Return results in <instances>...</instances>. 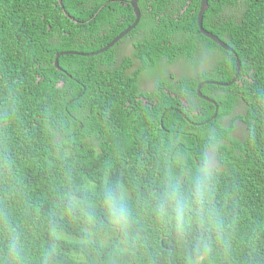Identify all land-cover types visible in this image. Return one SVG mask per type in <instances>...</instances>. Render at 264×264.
<instances>
[{
  "label": "trees",
  "instance_id": "16d2710c",
  "mask_svg": "<svg viewBox=\"0 0 264 264\" xmlns=\"http://www.w3.org/2000/svg\"><path fill=\"white\" fill-rule=\"evenodd\" d=\"M209 2L203 25L241 71L200 31L201 0H140L119 44L61 55L62 71L58 52L97 51L133 23L131 0H63L71 17L58 0H0V264H216L194 240L237 222L221 264H264V0ZM132 38L133 74L118 63ZM178 61L192 72L155 74ZM146 70L154 91L141 86ZM201 81L220 106L209 127L196 125L216 108ZM207 173L209 194L222 178L234 206L254 201L252 219L215 221L207 199L182 227L161 214L175 186L190 195Z\"/></svg>",
  "mask_w": 264,
  "mask_h": 264
},
{
  "label": "clouds",
  "instance_id": "9594fccd",
  "mask_svg": "<svg viewBox=\"0 0 264 264\" xmlns=\"http://www.w3.org/2000/svg\"><path fill=\"white\" fill-rule=\"evenodd\" d=\"M209 4H210V2H209ZM141 14H142V11H141ZM198 15H199V12H198ZM203 19H204V17H203ZM198 24H199V22H198ZM136 27H134L133 29H135ZM203 27H204V25H203ZM199 28H200V26H199ZM124 30H122V31H124ZM157 30H155V32ZM200 31H201V29H200ZM130 32H128L127 34H129ZM209 32H211V31H209ZM211 33H213V32H211ZM118 35H116L114 38H116ZM204 35H206V34H204ZM214 35H216V34H214ZM125 36L120 38L116 43L119 44L121 39H123ZM133 39L134 38H132V40L131 39L129 40V44L125 47L126 49L128 47H130L131 41H133ZM223 49H225V48H223ZM121 50H119V57H121V55H123V57H122L121 60L119 58V60H118L119 64L120 65L128 64L129 65V69H128L127 72L130 71L132 74L135 73L138 70L139 66L141 65V62H139L137 60L136 61L132 60V63L130 64V62L128 60H126V58L129 57V56L131 57L132 54L131 55H126L125 54L126 50H124V51H121ZM225 50H227V49H225ZM105 51H107V50H105ZM105 51H103V52H105ZM228 51H230V50H228ZM92 52H96V51H92ZM103 52H101V53H103ZM231 52L235 53V50L233 49V51H231ZM236 56H237V60L240 61V66H238V63H237L238 71H241V60L239 59L237 54H236ZM188 63H189V68L187 70H185L184 72H181L180 75L190 74L192 72L193 63L190 62V61ZM238 71H237V73H239ZM172 73L175 74V75H178L179 72L176 73V72L172 71V69L170 68L168 70V74H172ZM141 76H145V75L142 73ZM149 77L152 78L155 81V76L153 74H150V71H149ZM207 83L208 82H206V81H201V82L198 83L197 95L200 96L201 98L205 99L206 101H208L210 103H213L216 108H215V111H214L213 115L210 118H208V119H206L204 121H201L200 123H196V125L198 127H205V126L209 127L210 125L213 124V123H211L212 119H216L218 117V114H219L220 106H219L218 102L214 98H212L211 96L205 95L202 92V87L205 84H207ZM211 84H216V85H220V86H230L231 85V83H229V82L219 81V80H211ZM183 101L187 102V99L183 98ZM240 110L241 109H237V111H240ZM193 114H196L198 116V115H200V112L196 110V111L193 112ZM221 124L225 125V126L229 125V124H226V123H221ZM239 124H243V123L241 122ZM238 125L234 126V128H233V130L231 132L232 136L234 134L236 136H241V134L237 133ZM192 128H194V127H192ZM207 149H208L210 162H212L214 167H219L221 165V161H220V159L218 157V148L216 146H209ZM173 167H186V166L176 165V166H173ZM207 175H210V173H207L205 178H203V179L198 178L193 183L190 195H186L185 194L182 186H180V185L175 186L169 192V194H168V202L165 205L164 209H162L161 214L162 215H171L172 213H174V218L177 221L178 226L182 227L185 223H190L191 222L192 213H197V214H202L203 213V211H204L203 205H204V203H205V201L207 199V209L211 210L214 213V215H215L214 220L215 221H223V220H225L227 218H230V217H236V218H240V219H244V220L252 219V211H253L254 201H252L250 203V206H249L248 209H241V208H238V207L234 206V204L231 202V200L229 198L228 191H227V186H226V184H225V182H224V180L222 178H219V179H217L215 181V183L213 185V189H212V191L209 194L208 193V189H207V183H206ZM208 194H209V196H208ZM207 196H208V198H207ZM120 211L122 212L123 209H120ZM242 225L243 224L239 223V222H237L233 226H226V227H219V226L213 225L209 229H205L203 234L199 238L195 239L194 241H199L200 243H202V244H204L206 246H210L212 248H215L217 250L218 257H219V260H218V262L216 264H221L230 255H227L226 253L220 251L219 247L222 246V245L230 244V241H232L233 239H235L237 237L236 235L233 234V230L235 228H237V227L242 226ZM209 261L213 262L212 259H209Z\"/></svg>",
  "mask_w": 264,
  "mask_h": 264
},
{
  "label": "water",
  "instance_id": "95a60500",
  "mask_svg": "<svg viewBox=\"0 0 264 264\" xmlns=\"http://www.w3.org/2000/svg\"><path fill=\"white\" fill-rule=\"evenodd\" d=\"M139 1L140 0H131V5L134 8V13L136 15V19L135 21L129 25L124 31H122L116 38H114L110 43H108L105 47L99 49L96 52H89V53H85V52H79V51H62V52H58L56 54V59L54 62V65L59 69L62 70V67L60 66L59 63V57L61 55L64 54H69V53H73V54H77V55H82V56H92L94 54H98L101 53L105 50H108L111 46H113L120 38H122L123 36H125L128 32H130L134 27H136L138 25V23L140 22L141 19V9L139 7ZM58 3L63 7V11L66 13V15H68L69 17L70 14L65 10L64 5H63V0H58ZM209 8V0H201V5H200V11H199V15H198V22H199V26L201 31L206 34L208 37H210L211 39H213L215 42H217L220 46H222L223 48L233 51V49L223 40H221L218 36L214 35L213 33L209 32L208 30H206L203 27V17L205 14V11ZM50 28V27H49ZM238 66H240V61L237 60ZM58 87H63V83L58 84Z\"/></svg>",
  "mask_w": 264,
  "mask_h": 264
},
{
  "label": "rangeland",
  "instance_id": "374dc122",
  "mask_svg": "<svg viewBox=\"0 0 264 264\" xmlns=\"http://www.w3.org/2000/svg\"><path fill=\"white\" fill-rule=\"evenodd\" d=\"M217 1H219V0H217ZM136 39L137 38H134L133 42H135ZM132 47H133V43H131L130 47H128L126 49V52H125L126 55H131L132 54ZM212 53H211V55H212ZM214 57L215 56H211L210 63L214 60ZM188 68H189V65L187 63H185L184 61L183 62L182 61H178V62H176L173 65V67L171 69H172V71L177 73L178 71L179 72H184ZM169 69L170 68L163 69V70H156L155 74H158V75L168 74V70ZM150 80L153 81L152 79H150ZM245 132H246L245 126L243 124H239L238 127H237V133L243 135V134H245Z\"/></svg>",
  "mask_w": 264,
  "mask_h": 264
},
{
  "label": "flooded vegetation",
  "instance_id": "af4514ba",
  "mask_svg": "<svg viewBox=\"0 0 264 264\" xmlns=\"http://www.w3.org/2000/svg\"><path fill=\"white\" fill-rule=\"evenodd\" d=\"M94 55H95V54H94ZM122 57H123V55H121L120 60L122 59ZM118 63H119V62H118ZM120 63H121V62H120ZM121 66L124 67L126 71H128V69H129V65H128V64H123V65H121ZM67 74H69V77H70L71 79H75L77 82H80V80L77 79V78H75V76H74L73 74H71L70 72L67 73ZM143 74H144L145 76H141V77H140V79H141V81H142V85H141V84H140V85L143 86V88H145V89H148V90L154 91L153 88H155V84H154L155 82H154L153 79H152L153 81L150 80L151 78H149V70L144 71ZM60 83H63V86L65 85V81H64V80H61V81L58 82V84H60ZM85 87L87 88L86 85H85ZM142 99L147 100L146 98H142ZM89 102H90V100H89Z\"/></svg>",
  "mask_w": 264,
  "mask_h": 264
}]
</instances>
